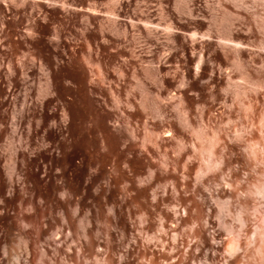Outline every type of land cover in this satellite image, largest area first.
I'll list each match as a JSON object with an SVG mask.
<instances>
[{
    "label": "rangeland",
    "instance_id": "374dc122",
    "mask_svg": "<svg viewBox=\"0 0 264 264\" xmlns=\"http://www.w3.org/2000/svg\"><path fill=\"white\" fill-rule=\"evenodd\" d=\"M85 227L89 264H264V0H0V264Z\"/></svg>",
    "mask_w": 264,
    "mask_h": 264
},
{
    "label": "bare ground",
    "instance_id": "6f19581e",
    "mask_svg": "<svg viewBox=\"0 0 264 264\" xmlns=\"http://www.w3.org/2000/svg\"><path fill=\"white\" fill-rule=\"evenodd\" d=\"M54 88V87H53ZM68 104H70V103H68ZM73 110V109H72ZM69 112V111H68ZM70 112H71V110H70ZM75 117V116H74ZM74 169V168H73ZM76 169V168H75ZM74 169V170H75ZM82 174V173H81ZM65 175V174H64ZM65 180V179H64ZM39 181V180H38ZM43 182V181H42ZM66 182V181H65ZM52 185L54 184V183H51ZM44 185V184H43ZM47 185V184H46ZM49 185V184H48ZM54 186V185H53ZM66 186V185H65ZM68 186V185H67ZM46 187V186H45ZM50 187H52V186H50ZM56 186H54V188H55ZM70 187V186H69ZM73 187V186H72ZM72 187H71V189H72ZM58 188V187H57ZM66 188V187H65ZM65 188L63 189V190H65ZM79 188V187H78ZM53 189V188H52ZM67 189V188H66ZM74 189H76L75 187H74ZM49 190H51V189H49ZM56 191V190H55ZM67 191H69V190H67ZM75 191V190H74ZM66 192V191H65ZM71 193H72V190H71ZM75 193H77V192H75ZM66 194V193H65ZM70 195H72V194H70ZM75 195V194H74ZM71 197V196H70ZM87 197H90L89 195L87 196ZM67 198H68V201L67 202H70V200H69V197L67 196ZM67 198H66V200H67ZM86 200H88V199H86ZM7 201V200H6ZM57 202V201H56ZM66 202V203H67ZM86 202V201H85ZM34 203V202H33ZM61 203V202H60ZM82 203V202H81ZM68 205H69V203H67ZM71 204H73V203H71ZM83 204H84V201H83ZM64 205V204H63ZM84 206V205H83ZM47 209V208H46ZM76 212H77V210H76ZM76 212H74V214L76 213ZM43 214V213H42ZM25 218V217H24ZM41 218V217H40ZM45 218H46V216H45ZM67 218V217H66ZM42 219V218H41ZM65 219V218H64ZM67 220V219H66ZM30 221V220H29ZM36 222H38V221H35V223ZM41 221H39L38 223H40ZM28 224H30V223H28ZM37 224V223H36ZM36 224L34 225L35 227H37L36 226ZM43 224V223H42ZM33 225V224H32ZM41 225V224H40ZM39 225V226H40ZM38 226V227H39ZM43 226V225H42ZM53 228V227H52ZM43 229H45V228H42V227H40V228H34V230H36L34 233L36 234V236L38 235V237L39 236H46L47 237V235L49 236V232L50 231H52V229L51 230H43ZM54 229V228H53ZM33 230V231H34ZM84 231H83V236H84V238H85V240H86V245L88 246H84V245H81L79 242V244L78 243H74L75 244V247L73 248V247H70L69 248V251H71L72 252V255H69V256H67V258L64 260L63 259V261L64 262H61L62 264H71V260H72V258L74 257V255H76L77 256V258H78V262L76 263V261H74L72 264H87V263H84V260L86 261V262H88V256H86V253L88 252V253H90L91 252V248H92V246H93V243H92V237H91V233H90V230L89 229H87L86 227H85V229H83ZM64 232H62L61 230L60 231H57L56 233H53V234H51L50 235V241H49V243H48V246H50L51 248H54V251H52V252H55V255H54V257H56V259H54V257L52 258V260L54 259V260H57L58 259V256L62 253V252H60V246H62V244H63V241L62 240H64V234H63ZM33 234V233H32ZM31 234V235H32ZM35 234H34V236H35ZM60 237V238H57V237ZM38 237H36V238H38ZM43 238V237H42ZM32 239V238H31ZM34 240V239H33ZM38 240V239H37ZM29 243V242H28ZM25 244V250H21V252H23V253H21V255H18V254H16V251L15 252H7L6 251V253H5V255H6V257H5V261H4V263H6V264H56L55 262H52L51 261V259L49 258V256H51L50 254V249L48 250V248L47 249H45L44 251H41L42 253L40 254L41 256V259L39 260V261H37V258H38V255H37V257H36V255H34V254H32L33 252H32V250L33 249H31V245L32 244ZM36 243V242H35ZM38 244V243H37ZM82 244H85V243H82ZM34 245V244H33ZM32 245V246H33ZM237 248V246H235V245H231V246H229V249L230 250H235ZM91 249V250H90ZM32 252V253H31ZM18 253V252H17ZM39 254V253H38ZM54 254V253H53ZM32 255H34V256H32ZM34 257L33 259L32 258H28V257ZM61 256V255H60ZM60 256H59V258H60ZM75 256V257H76ZM69 257H70V259H69ZM63 258V257H62ZM62 258H61V260H62ZM32 259V260H31ZM39 259V258H38ZM89 259H90V257H89ZM58 261V260H57ZM59 261H60V259H59ZM58 261V262H59ZM73 261V260H72ZM106 261V260H105ZM52 262V263H51ZM106 263V262H105ZM60 264V263H59ZM88 264H89V262H88Z\"/></svg>",
    "mask_w": 264,
    "mask_h": 264
}]
</instances>
